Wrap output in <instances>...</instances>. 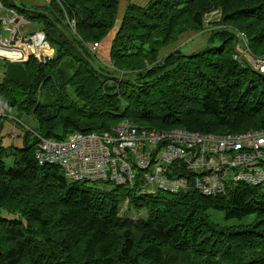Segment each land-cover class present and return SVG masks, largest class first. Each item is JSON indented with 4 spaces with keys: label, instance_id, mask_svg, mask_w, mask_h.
Returning <instances> with one entry per match:
<instances>
[{
    "label": "trees",
    "instance_id": "trees-1",
    "mask_svg": "<svg viewBox=\"0 0 264 264\" xmlns=\"http://www.w3.org/2000/svg\"><path fill=\"white\" fill-rule=\"evenodd\" d=\"M119 2L49 0L28 8L0 0L33 32L43 31L54 51L45 62L31 57L0 71V99L34 122L15 115L23 146L0 144V264H264V185L234 182L215 197L141 194L70 181L58 166L38 165V137L61 141L122 121L215 135L264 129V74L232 58L241 36L254 57L264 55V0L128 4L107 65L96 51L114 28ZM218 9V25L200 49L161 55L183 33L203 31L206 14ZM123 202L146 217L119 216ZM210 209L253 220L222 227Z\"/></svg>",
    "mask_w": 264,
    "mask_h": 264
},
{
    "label": "built area",
    "instance_id": "built-area-1",
    "mask_svg": "<svg viewBox=\"0 0 264 264\" xmlns=\"http://www.w3.org/2000/svg\"><path fill=\"white\" fill-rule=\"evenodd\" d=\"M0 20L6 33L0 37L1 58L27 62L52 57L43 31L23 33L27 21L13 10L3 9ZM69 23L74 26L73 20ZM240 39L233 60L264 74V55L254 57ZM6 110L10 112L0 99V116ZM37 139L38 165L58 166L70 181L124 186L141 194L195 190L207 197L224 194L234 182L264 185V129L215 135L183 128L148 130L122 121L101 133H72L61 141Z\"/></svg>",
    "mask_w": 264,
    "mask_h": 264
},
{
    "label": "rangeland",
    "instance_id": "rangeland-1",
    "mask_svg": "<svg viewBox=\"0 0 264 264\" xmlns=\"http://www.w3.org/2000/svg\"><path fill=\"white\" fill-rule=\"evenodd\" d=\"M17 2L21 3V0H16ZM27 3H30L29 0L25 1ZM40 2V0H38ZM149 2V0H120L119 6H118V13H117V19L114 25V28L112 31L108 34V36L102 41L101 46L99 49H97L96 53L100 57L102 61H104L107 65H109V53H110V43L112 42V38L115 35V32L117 31V28L120 25L121 18L123 15V12L128 4H136L139 6H144ZM220 10H215L214 12H210L206 14L204 17V29L201 32H186L179 36L178 40L173 44V46L165 47L161 50V55L168 53L169 51H172L174 49L180 50L183 54H189L192 53L198 49H200L206 42V40L209 37L210 31L212 30L213 26L218 25L217 23L220 20ZM30 28L29 30L31 32L34 31V28L32 25L27 26ZM97 48V47H96ZM53 50V49H52ZM40 52H37L36 55H39ZM43 54H51L52 52L50 50L43 49ZM54 53V51H53ZM52 53V57H53ZM51 56V55H48ZM47 56V57H48ZM45 62L44 60H40ZM11 63H14V65H17L16 62H9V61H1L0 60V71L6 70V67L10 65ZM2 68V69H1ZM109 69H112L111 66H109ZM207 213L209 214L211 220L222 227H228V226H239V225H246L249 224L253 220V216H247L242 220H235V219H225L224 215L221 211L216 210H208ZM4 216L10 217L8 213L4 212ZM119 216H124L127 218H131L133 220L143 219L146 217L145 211H134L131 210V208L128 207L127 202H123L119 207Z\"/></svg>",
    "mask_w": 264,
    "mask_h": 264
},
{
    "label": "crops",
    "instance_id": "crops-1",
    "mask_svg": "<svg viewBox=\"0 0 264 264\" xmlns=\"http://www.w3.org/2000/svg\"><path fill=\"white\" fill-rule=\"evenodd\" d=\"M13 1L16 3H19L16 0H13ZM25 1L27 0H21L20 2L23 6H26L28 8H37V7L41 8L45 4L49 3V0H40V2H38V0H29L30 3H27ZM0 15L1 16L3 15V9L1 8H0ZM0 22L2 24V27H1L2 30L0 33V37H1V36H4L6 33H5V26L3 25V21L0 20ZM29 25L30 24L27 22L26 26L22 28L23 33L25 34L30 33V30H29L30 28L27 27ZM5 61H8V60H5ZM16 63H26V62H16ZM1 75L2 73H0V76ZM15 115L23 119V122L34 125L33 120L31 121L29 118L20 116L16 110L13 111L10 109V112L6 110L0 116V144L5 148H9V147L21 148L23 146V132L21 128H23L24 126L21 124V122L17 120V118H15Z\"/></svg>",
    "mask_w": 264,
    "mask_h": 264
},
{
    "label": "water",
    "instance_id": "water-1",
    "mask_svg": "<svg viewBox=\"0 0 264 264\" xmlns=\"http://www.w3.org/2000/svg\"><path fill=\"white\" fill-rule=\"evenodd\" d=\"M1 60H4L3 58L0 57Z\"/></svg>",
    "mask_w": 264,
    "mask_h": 264
}]
</instances>
